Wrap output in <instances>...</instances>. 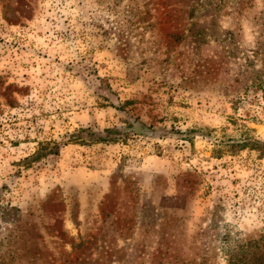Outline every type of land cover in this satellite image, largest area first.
<instances>
[{
    "label": "rangeland",
    "instance_id": "374dc122",
    "mask_svg": "<svg viewBox=\"0 0 264 264\" xmlns=\"http://www.w3.org/2000/svg\"><path fill=\"white\" fill-rule=\"evenodd\" d=\"M241 248L264 264V0H0V264Z\"/></svg>",
    "mask_w": 264,
    "mask_h": 264
},
{
    "label": "trees",
    "instance_id": "16d2710c",
    "mask_svg": "<svg viewBox=\"0 0 264 264\" xmlns=\"http://www.w3.org/2000/svg\"><path fill=\"white\" fill-rule=\"evenodd\" d=\"M134 122L137 124L138 127L133 128V126H134L133 124L126 123L127 128L130 129L131 132H133L135 134H141V135H149V134L151 135L152 131H150L148 128H146L143 123H140V122L137 123V121H134ZM246 249L247 248H245V249L241 248L239 253L234 254V255H230L229 260H228V264H237L238 262L243 261V259L245 257L244 253L246 252Z\"/></svg>",
    "mask_w": 264,
    "mask_h": 264
}]
</instances>
